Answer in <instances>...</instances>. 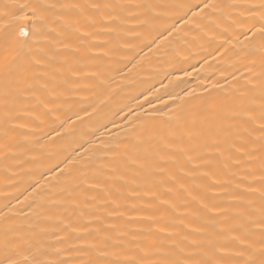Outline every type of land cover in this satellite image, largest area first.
Segmentation results:
<instances>
[{
	"label": "bare ground",
	"instance_id": "6f19581e",
	"mask_svg": "<svg viewBox=\"0 0 264 264\" xmlns=\"http://www.w3.org/2000/svg\"><path fill=\"white\" fill-rule=\"evenodd\" d=\"M215 2L238 6L225 9L236 24L209 41L186 26V6L200 0H0V25L19 5L56 6L36 25L46 39L23 49L37 57L45 49L57 82L46 108L32 96L5 103L0 78V229L14 226L18 243L45 248L48 264H153L207 258L190 244L207 237L197 233L205 220L233 216L247 202L259 209V153L208 168L194 149L207 122L258 97L264 72L259 38L243 35L253 23L260 28L249 17L261 0ZM18 39L0 34V63L20 50ZM98 81L106 86L91 87ZM124 156L147 163L113 173L114 158ZM58 163L63 176L50 171ZM104 165L115 187L85 197L69 174L91 178ZM251 239L258 248L259 232ZM214 242L223 251L204 249L214 261L241 264L234 253L242 249Z\"/></svg>",
	"mask_w": 264,
	"mask_h": 264
},
{
	"label": "snow or ice",
	"instance_id": "6c2138e0",
	"mask_svg": "<svg viewBox=\"0 0 264 264\" xmlns=\"http://www.w3.org/2000/svg\"><path fill=\"white\" fill-rule=\"evenodd\" d=\"M55 5L38 4L30 7L29 5L17 6L18 13L13 15L6 25H0V34L5 38L16 34L18 38H24L21 45L20 39L17 44L21 45L19 51H15L11 59L7 57L0 63V78H2V95L5 103L9 98L18 100L32 96L38 102L47 108L48 104L53 103L57 87L56 75L50 71L49 60L45 49L40 48L45 55L37 57L32 55V48L24 51L23 45L29 42L37 46L40 45L43 33L36 25L44 20L43 13ZM61 7H68L62 5ZM79 8L80 5H73ZM93 7L99 8V5ZM111 7V5H106ZM149 8L152 6L149 5ZM187 12L192 15L186 22V26L191 25L193 30L205 40H216L219 37H226L236 21L232 19V14L226 12L225 9L238 7L235 4L216 3L215 0H200V3L188 5ZM251 7H256L255 5ZM260 11L249 18L258 22L261 26L256 28L255 23L249 26L248 30L243 33L245 39L259 42L264 48V0L259 4ZM197 9L198 11H193ZM39 10V14H38ZM181 20L184 16L180 17ZM199 21V23H197ZM172 29L175 30L176 25L173 24ZM249 33L251 35L249 36ZM171 35V32L169 33ZM185 40L188 37H184ZM195 41L196 37L191 38ZM228 43V39L224 40ZM261 85L258 97L253 93L252 96H244L240 104L216 117L214 121H209L205 127L196 134L200 142L194 145L197 152L196 158L201 159L202 165L212 168L217 163L224 161H232L233 157H247L248 162H252L257 157L253 153H259L261 170L264 171V72L260 74ZM103 82H97L91 87L104 88ZM40 93L44 98L37 96ZM192 156H188L187 160L191 162ZM115 163L111 170L117 172L120 167L128 168L130 166H139L143 168L147 163L139 157L133 159L128 156L114 158ZM122 160V162H121ZM62 163V162H61ZM239 164L240 160H236ZM224 163V167L227 168ZM108 167L104 165L99 169L92 170V176L89 178L87 172L79 173L76 176H70V180L81 188L87 197V192L94 190L97 192H107L115 187L112 176L104 175L103 169ZM60 169L59 163L54 165L50 171ZM61 176L65 175L63 169H60ZM210 173L205 172L203 175L208 176ZM123 179V176H119ZM264 182V176L261 177ZM96 199V197H93ZM69 201L76 206L78 200L75 196L70 195ZM206 207V206H205ZM233 216H225L222 220H205V227L198 229L197 233L207 237L201 240H193L191 246L201 251L207 258L197 260H169L163 259L154 261L153 264H224L222 261H214L210 252L205 251L207 247L211 252L223 251L218 248L217 244L220 240L230 242L235 248L242 249L236 251L234 255L238 257L241 264H264V192L261 193V203L259 209L252 206L251 202H247L244 206L232 209ZM221 215H223L221 213ZM163 231V229H162ZM260 234V246L254 247L251 237L255 232ZM19 230L11 225H6L0 229V264H48L42 259L47 255V250L39 245L35 247L32 244H21L22 240ZM187 239V238H185ZM95 247V245H92ZM231 250V249H229ZM247 253V255H246ZM104 253H102L103 255ZM87 264H92L88 261ZM114 264H121L117 261ZM122 264H139L135 260H126Z\"/></svg>",
	"mask_w": 264,
	"mask_h": 264
}]
</instances>
